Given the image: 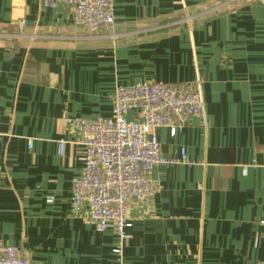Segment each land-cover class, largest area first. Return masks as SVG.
<instances>
[{
  "label": "crops",
  "instance_id": "1",
  "mask_svg": "<svg viewBox=\"0 0 264 264\" xmlns=\"http://www.w3.org/2000/svg\"><path fill=\"white\" fill-rule=\"evenodd\" d=\"M113 11L117 38L81 28L62 2L0 0V239L31 264L264 260V5L113 0ZM145 80L198 86L204 110L175 135L156 128L161 153L187 160L154 167L157 190L130 204L120 255L114 231L71 204L84 150L67 118L107 117L116 86Z\"/></svg>",
  "mask_w": 264,
  "mask_h": 264
},
{
  "label": "built area",
  "instance_id": "2",
  "mask_svg": "<svg viewBox=\"0 0 264 264\" xmlns=\"http://www.w3.org/2000/svg\"><path fill=\"white\" fill-rule=\"evenodd\" d=\"M252 1L264 5V0ZM45 2H62L69 6L76 24L89 32L110 30L111 36H119L114 31L113 0ZM19 29L23 31V21ZM111 99V114L107 117L67 118L78 131L84 150L83 168L73 183L71 204L75 210L86 204L90 218L100 231H114L118 238L114 252L121 255L132 235L129 230L132 222L128 217L130 204L134 200L143 201L157 190L151 176L154 167L187 160L185 150L180 158L161 153L156 128L166 127L175 135L187 117L203 114L204 101L198 86L148 80L116 86ZM58 142L62 155L66 141ZM46 200L50 204L54 202L51 196ZM0 264H31V261L18 246L0 239ZM254 264H264V260Z\"/></svg>",
  "mask_w": 264,
  "mask_h": 264
}]
</instances>
